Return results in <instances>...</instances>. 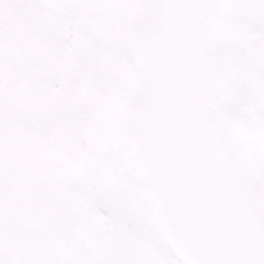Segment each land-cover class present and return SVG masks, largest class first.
Returning <instances> with one entry per match:
<instances>
[{
	"label": "snow or ice",
	"instance_id": "6c2138e0",
	"mask_svg": "<svg viewBox=\"0 0 264 264\" xmlns=\"http://www.w3.org/2000/svg\"><path fill=\"white\" fill-rule=\"evenodd\" d=\"M0 264H264V0H0Z\"/></svg>",
	"mask_w": 264,
	"mask_h": 264
}]
</instances>
